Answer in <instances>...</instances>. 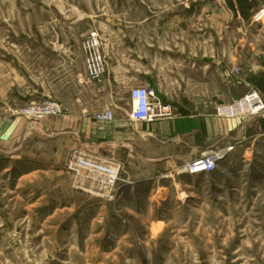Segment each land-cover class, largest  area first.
<instances>
[{"label":"rangeland","instance_id":"obj_1","mask_svg":"<svg viewBox=\"0 0 264 264\" xmlns=\"http://www.w3.org/2000/svg\"><path fill=\"white\" fill-rule=\"evenodd\" d=\"M225 1L231 10L229 23L226 18L224 23L222 12L217 11L223 0H0V83L5 79L7 85L15 82L17 69L32 86H8L13 92L7 95L16 100L8 109L0 96V264H92L91 260L93 264H264V134L259 138L254 128L249 129L246 148H232L231 157L226 155L215 173L200 176L190 175L186 166L213 150L187 159L150 161L149 155L156 157L162 152L156 143L152 145L155 148L142 150L140 158L133 157L126 140L112 145L103 137L109 136L110 128H105L107 122L96 120L98 112L91 108L97 101L90 94L86 95V112H96L94 118L102 127L93 122L99 133L81 141L76 135L41 133L43 126L50 127V121L65 114L61 101L76 105L81 88L75 79L83 70L84 42L97 34L103 50L114 43L118 58L124 57L130 43L141 54L144 26L164 32L168 52L180 40L181 31L201 36L214 32L215 46L220 48L227 40L218 38V32H229L231 54L217 51L215 62L231 68L230 87L226 80L223 84L222 71L216 70V99L223 93L225 97L240 93L245 81L252 85L245 87L240 98L216 100L213 115L239 121L255 118L218 114L219 108L234 104L250 91L258 92L264 100V28L255 20L261 9L256 6L258 0ZM155 16L157 23H144ZM251 31L255 37L244 40ZM244 41L257 43L262 52L244 50L240 45ZM63 47L70 50L66 53L69 63H59L52 55L53 48L63 51ZM85 65L87 71L86 56ZM132 73L117 70L114 74L126 79ZM170 73L173 76L174 72ZM54 75L70 78L71 84L52 86ZM123 80L115 87L112 108L119 117L129 108L132 89ZM86 82L91 83L88 73ZM159 89L173 109L172 117L163 120L179 115L173 104L179 94L198 93L190 85L174 87L169 78ZM50 101L61 106V115L36 121L20 114L24 108ZM17 116L26 119L22 136L13 134ZM4 118L12 122L2 125ZM74 122L71 120V126L78 128ZM185 139L188 146L211 143L196 134ZM166 147L163 155L192 153L175 150L173 144ZM83 153L119 163L118 180L110 196H97L89 190L97 187V182L88 168L82 166L79 173L72 169L75 162L86 159ZM94 223L103 225L111 239L71 247L68 240L72 236L59 231L69 226L68 233L76 229L85 237L93 233L90 227Z\"/></svg>","mask_w":264,"mask_h":264},{"label":"crops","instance_id":"obj_2","mask_svg":"<svg viewBox=\"0 0 264 264\" xmlns=\"http://www.w3.org/2000/svg\"><path fill=\"white\" fill-rule=\"evenodd\" d=\"M223 1L224 2L222 6H217V11L220 13L222 12V14H219L223 22L225 23L226 18V22L229 23L231 18V10L229 7H227L226 1ZM258 3L259 5L257 4L256 6L261 8L260 11L263 10V0H258ZM147 22L157 23V17H150L148 20L146 18L144 23ZM146 27L147 26H144V30L142 32L143 43L141 54L138 52V49L133 43H130V46L127 48L123 58L117 57L114 50V43L111 42L108 44L107 48H104V53L107 60V71L105 76L99 82H86L87 71L85 65V55L82 51L83 53H81V55L83 58V70L80 72L77 80L75 79L77 86L81 88L79 89L77 99L74 100L76 105L69 106V104L65 101H61L63 103L62 106L64 108L65 114L58 120L50 121V127L43 126L41 128V133L50 134V136L54 137L76 135L80 141L82 137H92L95 135V133H99L97 129L98 127L101 128L102 125H100L98 121L95 120L94 114H96V112L99 113L112 109L115 106V101L113 100L115 87L118 81L123 80V74L121 77H118L114 73L115 71L120 70L122 72H133L131 76L127 75L126 79L123 75V81L126 82V85H128L129 88H134L137 86L151 87L155 89L160 98L162 97L159 95V93L161 94L159 88L164 86L167 78L173 80L174 87L190 85L198 89V93L196 94L193 93L189 96L181 93L176 99H174L173 104L175 111L178 110L177 112L179 113V115L177 114L174 120H158L153 123L134 122L130 119V113L133 109V104L129 95V108L125 116L119 117L115 111L116 119L112 122H107L108 125L105 127L107 129L110 128V132H104L109 136L103 137L108 138V142H110L112 145L115 143L118 144L119 142H124V140H126V149L130 150L133 157L135 156L140 158V152L142 150L145 149L148 151L150 148L154 147L152 145L158 143L162 146V148H158V150L162 152H160V155H156V157L149 155L147 158L148 160H160L161 158L168 157L174 159H187L193 156H198L200 152L208 149L226 152L227 157L230 158L231 148L234 150H243L246 148L249 129L254 128V132L258 134L257 136L262 138L264 134V118L255 117L253 119L249 118L247 121H239L235 119H217L213 115L214 104L216 100H223V102H225L224 100H231V98H240L245 94V91H243L245 90V87L252 85L248 81H245V87H242L243 89L240 93H236L233 95V97H231V94H227L225 97V93H223L221 98H219L220 96H217L218 99H216L214 93V74L216 70L222 71L223 84L226 80L227 86L230 87L231 68L229 66H225V64L223 65L219 62L216 64L215 62V55L217 54V51L219 54L221 52L223 55L231 54V35L229 32H226L225 30L218 32V38L221 37L223 40H227L226 44L224 42L223 47L220 48L215 46L214 39L216 38V35L214 32L207 33L205 36H201V34H198L197 32L181 31L178 33L180 36L177 37L180 40L174 43L173 51L168 52L164 32L161 29L152 30L151 26H148L151 30H147ZM111 34L113 33L111 32ZM252 36L255 37V33L252 31L248 32L245 34L244 40L250 39ZM257 37H260V35H257ZM111 39L113 40V38ZM183 39H185V41H183ZM240 45L244 50H249L248 52L254 48L255 51L259 53L262 52L259 51L258 46H256L257 43L254 44L244 41ZM62 50L63 51H57L56 48H53L52 55H56V60L59 63H69L70 57L66 53H68L67 51L70 50L65 47H63ZM258 65L256 64V69H260ZM172 66L173 69L170 68ZM263 69L264 68L262 66L261 70ZM14 70L15 82L9 83V85H7V80L5 79L0 83V96L3 97L4 104L6 105L5 108L7 109L10 108L13 102H16L15 99H12V97L7 95V92H13L11 89L8 90V86L13 88L14 86L16 88L24 87V85L26 87L31 86V83L29 84L27 79L21 76L17 69ZM168 71H173V76L171 73L168 75ZM81 78L84 79V82L81 81ZM22 81L23 85L20 84ZM85 82L86 84H83ZM70 84V78L63 77V79H58L55 77V75L52 78V86L66 87ZM87 94L93 95L96 98L97 102H95L94 108H91L95 109L96 112H86L88 109L86 106ZM4 119L5 121L2 122V125H7L8 122H12L8 121L10 119ZM71 120H75L74 124L75 126L78 125V128L74 127V125L71 126ZM93 121L97 123L98 127L95 126L96 123ZM13 122L15 129L13 134L16 136L20 134V136H22V134L26 132L23 124L26 123V119L17 116ZM191 134L206 137L207 140L211 142L210 145L206 146L203 143H194L188 146L189 144H185V138ZM98 136L102 137L101 134ZM169 144H173L175 150H191L192 153L189 156L187 155L184 157L180 153L178 155L174 154L173 156L169 154L163 155V153L167 151L166 146ZM187 147H189V149ZM165 169H167V166ZM77 226H79V224L76 225V227ZM68 227L69 226H63V229H59V231H61V233L65 236H68L67 234H69L73 237L68 240V245L71 247H88L98 241L102 242V240H109L112 237L107 232L105 233L107 229L103 228V225L101 224H92L90 230L93 231V233L91 235H85L86 238L83 235L81 236L80 233H76V229L71 230L72 234L68 233L70 231V228ZM88 254L89 253L87 252L86 255ZM92 255L93 258H95L94 254ZM71 262L74 263L75 261L71 260ZM90 262L93 264L92 260Z\"/></svg>","mask_w":264,"mask_h":264},{"label":"built area","instance_id":"obj_3","mask_svg":"<svg viewBox=\"0 0 264 264\" xmlns=\"http://www.w3.org/2000/svg\"><path fill=\"white\" fill-rule=\"evenodd\" d=\"M260 12L264 13V9ZM258 22L261 23L264 28V19L258 20ZM83 50L86 56L89 81H101L107 71V60L103 50V41L100 36L92 34L84 42ZM130 99L133 104L130 119L134 122L153 123L158 120L172 117V106L160 98L154 88L145 86L134 87L130 91ZM20 114L36 121H43L48 116L61 115L62 109L57 102L50 101L45 104H35L24 108L21 110ZM218 114L226 118L242 115L264 117V100L258 92L250 91L244 98L234 104L224 105L219 108ZM95 118L100 122H112L116 119V115L114 109H109L99 112ZM231 150L232 148L230 151ZM226 155L227 153L222 151H205L201 154L200 158L187 164V171L192 176L213 174L218 170L220 161H222ZM83 156L86 159H81L79 162L87 165L82 166L88 168L89 171L93 173V181L97 182V187L90 185L93 187V190L90 188L89 190L92 193H97V196H110L118 180L119 163H111L105 159H97L85 153H83ZM72 166V169L77 171L74 164ZM77 172L79 173V171Z\"/></svg>","mask_w":264,"mask_h":264},{"label":"bare ground","instance_id":"obj_4","mask_svg":"<svg viewBox=\"0 0 264 264\" xmlns=\"http://www.w3.org/2000/svg\"><path fill=\"white\" fill-rule=\"evenodd\" d=\"M264 19V13L259 12L257 15H255V20H262ZM82 165L87 166L86 164L80 163L79 161L75 162L74 167L77 171L82 167Z\"/></svg>","mask_w":264,"mask_h":264}]
</instances>
